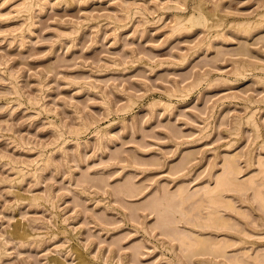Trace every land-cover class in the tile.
Listing matches in <instances>:
<instances>
[{
    "label": "rangeland",
    "instance_id": "1",
    "mask_svg": "<svg viewBox=\"0 0 264 264\" xmlns=\"http://www.w3.org/2000/svg\"><path fill=\"white\" fill-rule=\"evenodd\" d=\"M259 191L264 0H0V264H264Z\"/></svg>",
    "mask_w": 264,
    "mask_h": 264
},
{
    "label": "bare ground",
    "instance_id": "2",
    "mask_svg": "<svg viewBox=\"0 0 264 264\" xmlns=\"http://www.w3.org/2000/svg\"><path fill=\"white\" fill-rule=\"evenodd\" d=\"M202 12V11H201ZM195 14V13H194ZM192 15V14H191ZM189 16L188 17V22H195V21H199V22H201V19H202V17L201 16H199V17H197V15L195 16V15H192V16ZM201 15V14H200ZM196 17V18H195ZM205 18V17H204ZM183 20V19H182ZM190 20V21H189ZM183 23H185V22H183ZM185 24H187V21H186V23ZM188 25V24H187ZM189 26H191V23H190V25ZM193 28V27H192ZM247 28V27H246ZM251 30H249V31H247V33L248 32H250ZM226 163L227 164H224V167H225V165H227L226 167H225V169H228V170H230V172H234L235 174L234 175H237L236 173H238L239 172V168H238V166L235 164V160H233V158L231 157V158H229V159H227L226 160ZM227 170V172H229ZM229 172V175L226 173H224L225 174V176H224V174L222 175V176H224V177H221L220 178V176H219V178H217V186H219L220 187V185H224V187L227 185L228 186V184L229 185H233L234 187H235V185L237 184V186L235 187V188H237L238 187V185L239 184H246V183H240V181L239 182H237V179H235L236 178V176H235V178L233 177L234 175L232 174V173H230ZM232 174V175H231ZM248 183V182H247ZM249 185V184H248ZM217 186L216 187H214V188H211V189H209L208 190V193L211 195H209L208 193H207V191H206V195L208 194L209 195V197L206 199V201L209 199V200H211L212 201V203H213V205H215V204H219V202H226V203H224L225 204V206L226 207H234V205H233V201L231 202L230 200L229 201H226L227 199H223V197H218V195H217V191L218 190H216V188H217ZM241 186V185H240ZM243 187H244V185H243ZM242 187V188H243ZM245 187H247V186H245ZM229 188H230V186H229ZM228 188V189H229ZM234 188V189H235ZM218 189V188H217ZM231 189H232V187H231ZM239 189H241V187L239 188ZM224 190V189H223ZM256 190V189H255ZM220 193H221V191H219ZM218 192V193H219ZM256 192H257V190L255 191V194H256ZM183 193V192H182ZM259 193L262 195V193L259 191ZM259 193H258V196H259ZM178 195H179V193H178ZM177 195V196H178ZM181 195V194H180ZM179 195V196H180ZM256 196H257V194H256ZM255 196V197H256ZM181 197V196H180ZM189 197V195H187V198ZM192 197V196H191ZM262 197L264 198V196L262 195ZM182 198V197H181ZM217 198H218V200H217ZM260 198V196L258 197V199ZM189 199V198H188ZM256 199V198H255ZM188 201H191V200H188ZM205 201V200H204ZM260 201H263V200H260ZM217 202V203H216ZM208 203H210V202H208ZM220 204H222V203H220ZM208 205H210V204H208ZM218 206V205H217ZM223 206V205H222ZM213 210V209H212ZM210 213V212H209ZM212 212H211V215H210V217H208L207 219L208 220H210V221H212V223L215 225V223H216V225H219L220 223H222V221H224V219L222 218V217H218V216H216V214H218V213H215L214 212V215H213V217H211L212 216ZM209 216V215H208ZM214 216H216V217H214ZM226 220V219H225ZM209 222V221H208ZM207 222V223H208ZM226 222V221H225ZM224 222V223H225ZM211 223V222H210ZM211 223V224H212ZM222 225V224H221ZM225 226H226V223H225ZM217 227V226H216ZM215 228V227H214ZM183 238H185V237H183ZM183 238H182V242H183ZM185 240V239H184ZM186 241H188V240H186ZM185 241V242H186ZM190 241V240H189ZM188 241V242H189ZM208 242L209 241H205V240H203V239H200V238H198V239H195V240H192L191 242H189V244H188V246H193V245H199L201 248L203 247V250H205L206 248L208 249V247H209V250H211L212 248V246H214V250H216V248H215V245L217 246V244L216 243H211V241H210V243H211V245L212 246H210V244H208ZM184 243V242H183ZM187 243V242H186ZM215 244V245H214ZM197 245V246H198ZM199 246H198V248H199ZM223 245H221V246H219L220 247V249H221V247H222ZM218 247V246H217ZM200 248V249H201ZM220 249H217V250H220ZM214 250L212 249L211 251H213L214 252ZM55 264V263H54ZM62 264V263H61Z\"/></svg>",
    "mask_w": 264,
    "mask_h": 264
}]
</instances>
